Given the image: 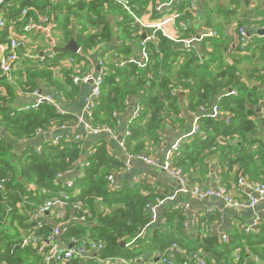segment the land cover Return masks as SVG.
<instances>
[{"label": "trees", "instance_id": "obj_1", "mask_svg": "<svg viewBox=\"0 0 264 264\" xmlns=\"http://www.w3.org/2000/svg\"><path fill=\"white\" fill-rule=\"evenodd\" d=\"M18 1L19 8L12 5L13 0L0 7L7 21L2 38L3 33H10L14 23L20 29L29 18L38 19L39 12L56 25V34L62 37L64 45L75 38L81 54L60 53L42 61H24L20 69L0 77L6 86L5 98L12 97L15 89L30 94L39 92L43 85L64 100L73 101L80 92L74 79L86 74L74 72L72 64L86 61L91 51L116 36L121 44L114 57L100 61L106 75L89 124L96 129L108 126L119 134V116L126 112L131 99L137 98L143 109L129 126L125 146L129 154L156 158L163 146L164 126L182 129L190 114L198 115L195 122L201 134L184 140L172 155L171 168L181 169L191 186L209 189V167L215 163L220 186L239 200L245 199L247 193L241 189L240 179L252 186L264 184V120L263 129L259 122V110L264 109V36H253V43L245 51L240 48L239 36L240 29L264 28V11H257V17L252 12L241 15V8L250 6L253 0H226L223 5L209 0L215 9L206 11L205 21L216 35L202 36L197 44L186 49H175L176 41L156 33L154 41H146L149 60L144 68L132 62L138 59L135 47L144 34L148 38L153 32L136 24L114 0H73L70 4ZM153 1L132 0L137 6L135 13L142 17ZM182 5L178 21L187 23L192 18L189 12L184 13L188 2ZM23 10L28 12L26 17L22 16ZM109 15L121 16V20L113 26ZM74 26L78 29L75 36ZM232 29L238 36L236 45L231 42ZM188 31L182 39L190 41L195 33ZM57 71L63 73L62 81L57 79ZM2 92L0 89V178L5 184L0 189V264H40L44 253L51 250L47 240L61 222L68 226L58 243L68 246L76 239L86 248L91 242L102 243L104 249L98 257L102 259L123 258L134 264H147L152 261L146 259L148 255L159 253L174 264H197L194 255L200 253L206 264H264V220L257 230L247 232L244 222L235 218L224 241L213 233L212 228L219 223L217 215L200 216L194 235H189L186 212L172 209L162 228L148 235L152 218L146 207L167 195L149 183L132 187L119 183L120 188L114 189L107 177L122 171L124 162L110 151L105 139L95 140L86 158L89 166L83 167L82 176L73 180L72 189L58 174L80 163L84 139L75 140L73 133L62 135L58 145L49 142L40 150L28 148L14 155L16 142L32 140L54 128L74 127L79 118L59 114L48 103L37 110H12L4 106L7 101ZM180 92L186 93V110L180 103ZM214 107L220 116L209 113ZM63 192L68 193L64 218L37 219L38 208ZM71 210L75 211L74 216ZM24 235H33L37 243L24 244ZM123 242L125 248L121 246ZM174 244L178 250L170 253ZM93 259L74 258L62 264H95Z\"/></svg>", "mask_w": 264, "mask_h": 264}, {"label": "crops", "instance_id": "obj_2", "mask_svg": "<svg viewBox=\"0 0 264 264\" xmlns=\"http://www.w3.org/2000/svg\"><path fill=\"white\" fill-rule=\"evenodd\" d=\"M73 0H51L52 3H67L70 4ZM135 1V0H134ZM141 2V0H138ZM185 6V12H189L192 18L187 21L179 22L175 21L173 24H170L166 27L167 37L180 42H187V39H182L186 34L190 33V31L186 32V29H192L195 33L194 38L190 41H193L198 34L201 36H205L210 34L212 31L208 29L206 25V11L215 9V4L209 2V0H155L150 2L148 7L143 12L142 17L145 21H157L161 19L163 16L171 15L174 13H178L182 3H187ZM218 2V3H217ZM227 1L222 0H214V3L223 5ZM241 15H245L248 12H252L253 16L257 17V11H264V0H253L250 6H243L241 8ZM216 14V13H215ZM38 17L37 23L32 26L31 29H27V26L17 29V34L22 41L23 47L21 50V59L17 64L15 69H20L22 67V63L24 61L35 62L37 60H43L47 58H54L56 53L54 52L55 48H61L64 45L62 41V37L56 34L55 28H51L48 24L40 21V18L46 16V14L36 13ZM243 16H240L241 19ZM109 20L113 26L117 24L118 21L121 20V16H111L109 15ZM6 21V20H5ZM7 24V21H6ZM261 28L251 27L249 28L248 33L253 37H261L258 35V30ZM78 29L76 26L73 27L74 36L77 34ZM231 33V42L232 45H236L238 36L234 30H230ZM145 35V34H144ZM2 38V37H1ZM75 39V38H74ZM143 40V39H142ZM10 35L3 33V38L0 39V60L5 56L6 52L9 49ZM121 41L118 37L114 36L110 42L100 45L95 50L91 51L89 55L86 56V61L75 62L72 64V68L74 72H82L86 75L97 76L99 74L98 67L100 66V61L102 58H112L114 57L117 47H119ZM187 44V43H186ZM140 45L141 42L136 44L135 51L136 55H138V59H141L140 53ZM234 51V49H233ZM62 54V53H61ZM72 54V53H71ZM78 54H81V50ZM236 54V51L233 53ZM70 59V58H69ZM73 60V59H72ZM74 66V67H73ZM84 75V76H86ZM63 73L60 71L56 72L57 79L62 81ZM76 78V77H75ZM8 80V79H7ZM8 82H12L8 80ZM5 83L0 81V89L3 90L4 94H1L2 97L5 98L6 94V86ZM80 89L79 95L73 101H66L60 95H58L55 91H51L46 89L43 85L41 86L38 94L23 93L21 90L15 89L14 95L11 97L5 98L7 101L4 103V106L10 107L15 111H29L34 110L33 107L37 103L40 97H49L53 100L54 104L61 107L62 110L68 114L74 115L78 118H84L85 122L89 124L88 120L85 117V99L89 95L91 91L92 84L91 83H80L75 84ZM2 92V93H3ZM180 103L183 106V109L186 110V93H179ZM143 107L137 98L131 99L129 105L124 114L119 116V120L121 122L120 132L118 137L112 138L109 135H101L99 137H90L86 136L84 125L78 124L74 127H66L65 130L62 127L58 129H52L47 132L39 133L34 139L27 141H20L14 144V155L20 154L21 151L28 148H35L40 150L45 144L49 142H54L56 137H61L62 135H84L85 134V146L82 151V159L80 163L72 169L71 173H69L64 180H74L80 176H82L83 172V164L86 162V158L90 153L91 147L94 146L96 139H105L107 141L108 147L110 151L117 156L118 159L124 162L123 170L116 173L115 180L120 184H128L131 187L138 184H151L153 187L158 188L165 192L167 196L174 194L178 188V182L171 175L169 170L166 169V166L169 165L171 167V158L174 154L175 147L182 146L184 140L190 136H193L191 123H194L198 115L190 114V120L186 127L182 129H172L169 126H164L163 128V146L159 151L158 158L160 160V164L157 167H150L143 162L140 161H132L130 162V166H126V161L128 158V151L125 145V137L128 136L129 126L133 120L140 116ZM211 114V112H209ZM192 119V120H191ZM262 120H259L260 126L262 127ZM263 129V127H262ZM54 144V143H53ZM85 159V161H83ZM208 187L211 189L218 188L220 186V175L218 173V169L215 163L210 164L209 173H208ZM203 188L205 186H200ZM188 206V207H187ZM177 207H182L186 209L187 214V227L186 233L189 235H194L195 233V225L200 216H203L207 213L206 208L211 207L214 209L213 214L217 215L219 218V223L215 225L213 229V233L218 236H222L227 233L231 228L232 221L237 218L238 221H243L246 226H249L252 220L254 219L256 214H261L264 217V203L259 204L253 210H239L232 208L226 205L223 201L218 199H209V200H201L194 195L191 194H178L175 202H168L164 204V206L159 208V218L158 221L152 224L148 229V235L154 234L156 230L162 228V225L166 221V214L172 210H177ZM58 209L54 207L50 210L47 215V220H51V218H58L57 213ZM75 211L71 210L70 214L74 216ZM52 218V219H53ZM163 255L156 253L153 256L148 255L146 257L150 258L152 261H149L147 264H155L159 262ZM158 259V261H157ZM140 261V259H139Z\"/></svg>", "mask_w": 264, "mask_h": 264}, {"label": "built area", "instance_id": "obj_3", "mask_svg": "<svg viewBox=\"0 0 264 264\" xmlns=\"http://www.w3.org/2000/svg\"><path fill=\"white\" fill-rule=\"evenodd\" d=\"M8 0H0V7L2 4ZM117 2L119 5H121L124 10H126L134 19L135 23L146 28L149 30H152V35L150 37H146L145 39L142 40L141 46H140V53H141V59H133L132 62H135L140 68L146 67L149 56L146 51V41L147 40H152L154 41L156 39V33H162L164 36L167 37V32H166V27L170 24H173L175 21H177L181 17V13H174L171 15L163 16L161 19L157 21H145L143 17L138 16L134 9L137 8L135 4H133L132 0H114ZM28 14L27 10H23L22 16L26 17ZM36 18L31 17L28 20V23L26 24L27 29H31L34 24L37 23ZM40 21L43 23L48 24L51 28H55L56 25L51 21V19L48 16H43L40 18ZM15 25L10 28V42H9V49L6 52L5 56L0 60V77L1 76H6L10 75L13 70L16 68L17 64L20 62L21 59V50H22V41L19 38L17 34V29H16V23ZM6 26V21L3 19L2 16H0V39L2 37V29H4ZM215 32H211L208 34V36L213 37L215 36ZM239 36L241 37V46L240 48L245 51L246 48L250 45V43H253L252 41V36L246 31L245 29H240L239 30ZM192 41H187V46L191 45ZM44 60V59H43ZM71 63H73V60H71ZM101 70L97 76H91V75H86L84 77H76L74 79L75 84H80V83H90L91 81L93 82L91 91L89 95L85 99V117L88 120V118L92 117L93 110L95 108V101L100 97L101 92H102V85H103V80L106 75L105 70L103 68V63L100 62ZM233 94H236L232 92ZM35 94H38V92H35ZM44 103H48L52 106L55 107L56 111L59 114H66L62 110L61 107L57 106L54 104L53 100L49 97H40L35 106L33 107L34 110H37L39 106L43 105ZM204 110V109H202ZM210 112V111H209ZM211 114L213 116H220V111L218 110L217 107H214L211 110ZM260 115H261V120H264V109H260ZM230 116H226V121L229 122ZM79 125H84L85 127V133L86 136L90 137H99L101 135H109L112 138H117L118 133L108 127L104 126L102 128L96 129L93 128L90 124H87L85 122L84 118H79ZM196 121V120H195ZM118 125H121V122L119 120ZM63 130L66 129V126L62 127ZM193 135L201 134L199 127L196 125V122H194L193 129H192ZM70 138V137H68ZM85 138L84 135H76L75 140H82ZM62 141L61 137H56L54 140V145H58ZM124 147H126L124 145ZM179 150V147H175L174 152H177ZM132 161H140L145 163L146 165L150 167H157L160 164V160L158 157L153 158L149 157L145 154H128V158L126 161V166H130V162ZM89 166V163H84L83 167ZM166 169L169 170L173 178L176 179L178 182L179 188L178 190L170 195L166 196L163 199H158L154 204H148L146 207L147 212L151 215L152 221L151 224H154L158 221L159 218V208L164 206V204L168 202H175L177 199L178 194H191L194 195L195 197L201 199V200H209V199H218L223 201L226 205L239 209V210H253L255 209L259 204L264 203V184H257V185H249L246 181L243 179H240L239 185L241 189L246 191V197L245 199L239 200L236 199L234 196L230 195V193L227 191L226 188L219 186L218 188L215 189H202L199 186H191L183 173L181 169H172L169 165L166 166ZM72 170L67 171L65 173H60L58 174V178L62 181L65 179V177L71 173ZM107 181L110 183V185L114 189H119L120 184L115 180L114 174H111L107 177ZM4 184L5 180L0 178V189H4ZM65 185L68 189H72L74 186V181L73 180H65ZM240 189V190H241ZM67 199H68V193L63 192L60 197L50 199L46 201L41 207L38 208V210L35 212L36 218L39 220H42L47 217L49 214L50 210L56 207L58 209V217L59 218H64L65 216V207L67 206ZM81 207V204H80ZM188 207V206H187ZM182 207H177V210H181ZM183 211H186L184 208ZM207 213L213 214L214 209L211 207L206 208ZM264 217L261 214H256L252 222L250 223L249 226H246V231L247 232H252L255 231L259 228L261 223L263 222ZM188 224L185 226L187 227ZM67 223L61 222L56 225V229L54 230L53 234L48 238L47 244L51 246V250L49 253H44L43 261L40 264H62L63 262L67 260H71L74 258L77 259H82V258H87L91 256L94 258L93 260L95 261V264H134L133 262H129L123 258H108V259H102L98 258L99 254L102 252L104 249V245L102 243H97V242H91L89 245V248H86V246L80 244V241L76 239H72L70 244L64 245L58 243L57 239L61 237V235L67 231ZM222 239L224 241L227 240V236L225 234L222 235ZM24 244H31V243H37V238H35L33 235L32 236H25L23 237ZM73 245L72 248L69 246ZM43 252V248L40 249ZM174 250H178V245L174 244L173 247L169 250V252H173ZM237 259L239 258V255H236ZM194 260L196 261L197 264H206L205 259L201 256L200 253H197L194 255ZM255 260L258 262L259 259L255 258ZM155 264H174L173 261L167 260L166 258L163 259L161 258L159 262Z\"/></svg>", "mask_w": 264, "mask_h": 264}, {"label": "water", "instance_id": "obj_4", "mask_svg": "<svg viewBox=\"0 0 264 264\" xmlns=\"http://www.w3.org/2000/svg\"><path fill=\"white\" fill-rule=\"evenodd\" d=\"M222 1H225V0H222ZM258 35H260L261 37L264 36V28H261V29L258 30ZM201 37H202L201 34H198L196 36V38L191 42V45L197 44L200 41ZM145 38H146V35H143V39H145ZM188 47L189 46H187L186 42H180V43H177L175 45V49H186ZM54 52H56V53L78 54L80 52V47L77 44L76 40L73 38V39L70 40V42L66 46L61 47V48H55ZM98 70L100 71L101 68L98 67ZM90 83L93 84L92 81ZM229 93H232V90H229ZM259 119H261L260 110H259ZM193 125H194V123H191V127H193ZM3 134H5V133H3ZM83 161H85V159ZM121 246H122V248H125L126 244L123 242L121 244ZM69 247L72 248L73 245H70ZM157 261H158V259H157Z\"/></svg>", "mask_w": 264, "mask_h": 264}, {"label": "rangeland", "instance_id": "obj_5", "mask_svg": "<svg viewBox=\"0 0 264 264\" xmlns=\"http://www.w3.org/2000/svg\"><path fill=\"white\" fill-rule=\"evenodd\" d=\"M20 4H21V2L18 1V0H16V1L13 0V2H12V5L16 6L17 8L20 7ZM2 12H3V11L0 10V16H2Z\"/></svg>", "mask_w": 264, "mask_h": 264}]
</instances>
